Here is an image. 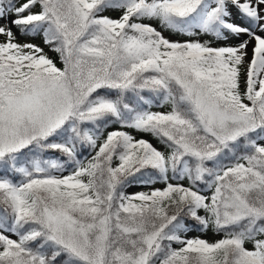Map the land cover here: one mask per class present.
<instances>
[{
    "label": "snow or ice",
    "instance_id": "1",
    "mask_svg": "<svg viewBox=\"0 0 264 264\" xmlns=\"http://www.w3.org/2000/svg\"><path fill=\"white\" fill-rule=\"evenodd\" d=\"M0 264H264V0H0Z\"/></svg>",
    "mask_w": 264,
    "mask_h": 264
},
{
    "label": "rangeland",
    "instance_id": "2",
    "mask_svg": "<svg viewBox=\"0 0 264 264\" xmlns=\"http://www.w3.org/2000/svg\"><path fill=\"white\" fill-rule=\"evenodd\" d=\"M111 15H116L115 13H111ZM167 35V33H166ZM173 38H176V39H180L181 37H173ZM245 37H242V39H244ZM249 58H251V45L249 46ZM54 56V54H52ZM55 58V57H54ZM58 63V66H61L59 65V62L57 61ZM243 86V85H242ZM146 139H150L152 140L151 137H145ZM155 144L160 147V145L155 141ZM155 187H162V185H155ZM148 189L147 188H141V187H132L130 189H128L129 192H136V191H147ZM189 236L190 237H194V236H200L201 238H204V239H208L209 241H213L215 239H218L219 237H215L213 236L211 233H199V232H192V233H189Z\"/></svg>",
    "mask_w": 264,
    "mask_h": 264
}]
</instances>
